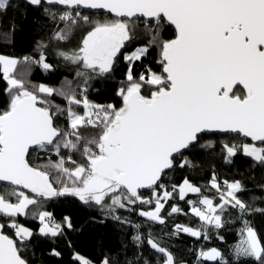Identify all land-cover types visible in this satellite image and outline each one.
<instances>
[{
  "label": "snow or ice",
  "instance_id": "obj_1",
  "mask_svg": "<svg viewBox=\"0 0 264 264\" xmlns=\"http://www.w3.org/2000/svg\"><path fill=\"white\" fill-rule=\"evenodd\" d=\"M43 8L54 24L49 43L70 42L82 24L89 25L77 48L57 52L67 64L76 66V82L65 80L61 87L44 84L26 87L17 78V66L36 64L45 72L52 70L44 54L48 43L38 42L39 58L23 61L0 55V71L7 82V107L0 111V264H28L21 248L34 233L20 225L16 217L31 215L39 219V235L56 238L64 228L71 229L69 217L55 223L52 214L41 211L42 201L71 196L84 205L95 206L115 220L118 209L132 211L137 203L154 206L138 215L148 221L164 224L161 215L166 203L177 194L187 200L191 213L199 218V228L176 226L177 232L208 239L210 229L219 230L225 214L234 210L243 227L240 240L232 250L237 264H264V241L246 216L264 213L253 208L238 193L244 191L239 181L225 180L223 186L213 173L210 187L216 190L218 202L201 195L202 189L187 178L168 190L164 177L174 169L195 167L185 156L196 148L213 147L201 143L209 134H234L251 142H222L226 160L237 152L264 165V0H27ZM12 0H0V12ZM59 6V7H56ZM79 9L104 10L113 19L92 20ZM151 38L130 54L122 52L137 39L138 25ZM61 25H63L61 27ZM172 26L175 38L161 40L159 30ZM155 45L160 50L157 63L160 72L147 69L134 77L131 65L149 54ZM129 62L126 83L118 89L122 106L98 105L87 97L89 82L106 78L118 58ZM24 76L25 73H19ZM147 90L148 94H144ZM61 97L65 105L51 100ZM82 109L81 111H78ZM67 120L60 128L56 121ZM89 130L85 135L81 130ZM30 150L48 156L47 162L33 167ZM78 154L80 160L74 158ZM9 186H11L9 188ZM27 189L33 195H27ZM150 191L145 198L141 190ZM159 190H162L159 191ZM9 197H15V202ZM29 206H36L34 209ZM170 206L168 215L180 213ZM130 223V221H129ZM133 240L144 242L159 255L157 264H177L174 254L153 236L139 234L141 225H133ZM14 230V237L5 234ZM222 240L223 238L220 237ZM51 255L60 253L52 250ZM78 264H91L76 255ZM205 261L231 264L216 248L201 250ZM101 264H111L105 257ZM143 264H150L143 260Z\"/></svg>",
  "mask_w": 264,
  "mask_h": 264
},
{
  "label": "trees",
  "instance_id": "obj_2",
  "mask_svg": "<svg viewBox=\"0 0 264 264\" xmlns=\"http://www.w3.org/2000/svg\"><path fill=\"white\" fill-rule=\"evenodd\" d=\"M46 6L36 7L22 1L12 0L11 6L6 11L0 12V55L17 58L21 61L24 57L35 60L39 58L40 54V50L37 48L38 42L48 43V48L44 54L47 62L53 66L51 71L45 72L36 64L26 66L23 62L17 66V78L24 79L26 87L30 89L32 85L40 84L59 88L65 78L76 82V66L65 63L62 58L58 57L57 52L77 48L83 35L90 27L82 24L73 33L70 42L57 44V42L52 41L49 43L54 24L44 13L43 8ZM82 13L89 15L94 21L105 20L106 18L113 19L109 16L94 15L85 11ZM138 28L136 41L129 44L126 49H122V52L131 53L137 47L146 45L150 40L151 37L144 34V25L139 24ZM159 32L161 40L175 38L174 29L167 25L162 27ZM159 56V48L153 45L147 56L132 63L133 76L138 78L141 73L146 74L147 69L160 72V65L157 63ZM128 70L129 62H125L123 56H120L110 76L89 82L90 86L86 93L88 99L98 105L122 106V100L117 92L122 86V82L126 83ZM19 73H25V75L19 76ZM2 76V71H0V111L6 109L8 99L7 93L4 92L7 82L3 80ZM144 94H148L147 90H144ZM51 100L61 106L65 105L61 97L54 95ZM78 111L82 113L83 110L79 109ZM56 124L62 129L66 128L67 120L61 116ZM81 131L85 135L89 134V130L82 129ZM209 141L213 143V147L196 148L191 152H185V156L195 167H177L170 171L163 178L166 188L171 191L173 184L179 185L187 178L194 185L201 187V195L208 196L216 203L218 202V194L215 189L210 187L209 183L210 178L215 173L221 185L225 180L229 182L239 181L244 189L238 193L241 199L253 208L264 209V165L245 157L241 152H237L231 158V162H228L226 153L222 150V142L240 144L245 142L244 139L232 135L228 137L206 135L201 143H208ZM49 155L53 160L56 159L54 154L33 151H30L28 159L33 167H38L47 162ZM74 158L80 160L78 154ZM3 188L4 186L0 185V191ZM159 191L162 192V190ZM25 194L33 195L29 192ZM142 194L148 198L150 191L142 192ZM9 198L15 202V197ZM37 199L43 203L40 210L50 212L55 223L63 224L64 217H69L72 228H64L63 233L56 238L43 237L39 235L40 224L38 219H33L30 214L16 217L20 225L34 233L32 238L26 242V246L21 248V255L28 264H78L74 259L76 255L88 259L91 264H101L105 257L111 261V264H143L145 259L150 264H157L159 255L150 249L146 242L138 245L133 240L137 234V229L133 227L136 224L141 225L139 234L142 237H147V234L151 232L161 242L162 246L167 247L174 254L177 264H201L198 259L199 252L202 249L210 250L212 248L221 251L224 258L231 264H237L232 250L239 243V230L243 225L238 218V213L234 210L225 214L223 228L209 230L208 239L203 237L197 239L182 231H176L177 225L194 229L200 227L199 218L191 213L190 206L186 203L187 200H197V194L187 195L185 200H180L178 195L174 193L173 198L166 203L165 209L161 213L165 219L164 224L151 222L139 216L138 211L153 210L154 207L139 203L131 206L132 211L118 209L116 215H119L121 220H115L102 213L95 206L84 205L75 197ZM171 205L178 206L181 212L168 215ZM35 207L29 206L30 210ZM245 219L250 221L258 236L264 241V213H254L246 216ZM5 220L6 218L0 217V222H5ZM5 234L15 238L12 229H6ZM220 237L223 239L221 240ZM52 250L59 252L60 255H51ZM203 264H217V262L208 263L205 261Z\"/></svg>",
  "mask_w": 264,
  "mask_h": 264
},
{
  "label": "water",
  "instance_id": "obj_3",
  "mask_svg": "<svg viewBox=\"0 0 264 264\" xmlns=\"http://www.w3.org/2000/svg\"><path fill=\"white\" fill-rule=\"evenodd\" d=\"M16 1H22V2H24V3H27V0H16ZM28 4V3H27ZM30 5V4H29ZM80 11H82V12H88V13H91V14H100V15H104V16H109V17H112L111 16V14H109V13H107L106 11H104V10H89V9H79ZM112 18H114V17H112ZM168 26V25H167ZM169 27H171V28H173L172 26H169ZM174 29V28H173ZM209 135H213V134H209ZM208 135V136H209ZM230 135H232V136H235L234 134H214L213 136H223V137H228V136H230ZM243 138V137H242ZM244 139V141L245 142H247V143H249V142H251L250 140H247V139H245V138H243ZM31 151V150H30ZM0 185H2V186H4L2 183H0ZM5 187V186H4ZM9 187H11V186H9ZM18 190H20V191H24L25 193H28V190L27 189H18ZM146 191H149V190H147V189H144V190H141V192H146Z\"/></svg>",
  "mask_w": 264,
  "mask_h": 264
},
{
  "label": "rangeland",
  "instance_id": "obj_4",
  "mask_svg": "<svg viewBox=\"0 0 264 264\" xmlns=\"http://www.w3.org/2000/svg\"><path fill=\"white\" fill-rule=\"evenodd\" d=\"M106 19H108V18H106ZM105 19V20H106ZM130 54V53H129ZM241 154L243 155V153L241 152ZM246 157V156H245ZM248 158H250V157H248ZM250 159H252V158H250ZM190 194H192V193H189L188 195H190ZM145 218V217H144ZM38 219V218H37ZM38 222H39V224H40V221H39V219H38ZM40 227H41V224H40ZM39 227V228H40ZM75 257V256H74ZM206 262H208V263H213V261H206Z\"/></svg>",
  "mask_w": 264,
  "mask_h": 264
},
{
  "label": "built area",
  "instance_id": "obj_5",
  "mask_svg": "<svg viewBox=\"0 0 264 264\" xmlns=\"http://www.w3.org/2000/svg\"><path fill=\"white\" fill-rule=\"evenodd\" d=\"M223 186V185H222Z\"/></svg>",
  "mask_w": 264,
  "mask_h": 264
}]
</instances>
